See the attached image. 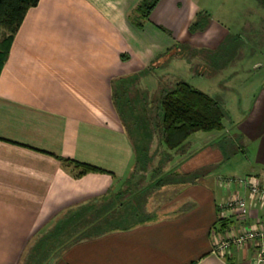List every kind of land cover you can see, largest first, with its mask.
Listing matches in <instances>:
<instances>
[{"label": "crops", "instance_id": "1", "mask_svg": "<svg viewBox=\"0 0 264 264\" xmlns=\"http://www.w3.org/2000/svg\"><path fill=\"white\" fill-rule=\"evenodd\" d=\"M140 1L40 0L15 34L0 73V264H28L32 249V264H264V240L216 251L264 227V197L240 182L264 187V83L248 112H228L221 131L195 133L169 158L154 139L141 171L112 83L124 91L141 74L151 101V78L166 69L158 57L183 43L207 58L229 30L213 22L191 34L201 0H159L140 28L129 18ZM61 158L102 171L76 176ZM156 192L168 194L152 210ZM237 198L246 213L227 207ZM113 201L116 226L80 238Z\"/></svg>", "mask_w": 264, "mask_h": 264}, {"label": "trees", "instance_id": "2", "mask_svg": "<svg viewBox=\"0 0 264 264\" xmlns=\"http://www.w3.org/2000/svg\"><path fill=\"white\" fill-rule=\"evenodd\" d=\"M39 1L0 0V40L3 39L0 41V73L8 58L15 34L21 27L29 9L38 5ZM158 1L141 0L129 16L131 22L137 27L142 28L148 21ZM257 1L264 7V0ZM199 25H201L199 22L194 23L190 30L199 29ZM203 27L205 25H202ZM2 34H4V38H2ZM185 47L184 45L176 44L168 52L157 58L159 62L156 61L159 64L162 59L168 58L166 63L161 65L165 67L170 63V57L176 52L184 58L187 56ZM140 75L135 74L131 78L140 79ZM124 84L123 82L122 85ZM130 90L133 92L136 90V87L126 85L124 96L126 94L129 95L126 100L122 101L119 93L117 91L114 92V82L112 83V99L114 103L115 101L117 102L116 106L120 110L123 123L129 131V137L135 148L136 163L137 166H141V171H143V168L147 169L148 164L156 155L150 152L154 139L159 138L164 150L162 152H165L163 155L165 158L166 156L169 158L170 154L168 152L185 146L190 137L195 133L201 131H221L224 128V118L227 116V113L223 104L217 98L194 87L187 81H175L170 87H160L157 93L151 94V101L148 99V92L142 89L141 94L143 97L142 99L140 98L139 104L137 103L138 97H135V100L131 98ZM148 111L151 115H149ZM145 123L146 126H149L148 132H142L141 128ZM61 159L73 167L76 176H82L94 171H102L100 168L88 163L69 158ZM138 192L139 190L132 192L119 205H126L127 200L136 196ZM109 204L110 207L103 210L98 216L86 219L87 229L80 234V238H89L100 234L101 231L113 229L116 226L114 224V201ZM128 215V217H131V215L137 216L138 211ZM91 225L93 227H90ZM30 252L34 258L36 250L32 249ZM32 259L28 264H32Z\"/></svg>", "mask_w": 264, "mask_h": 264}, {"label": "rangeland", "instance_id": "3", "mask_svg": "<svg viewBox=\"0 0 264 264\" xmlns=\"http://www.w3.org/2000/svg\"><path fill=\"white\" fill-rule=\"evenodd\" d=\"M200 6L204 10L198 13L189 27L191 28L194 23L199 22L201 24L198 26L200 30L191 29L190 32L194 34L197 31H204L213 22L226 27L229 30V39L222 51H211V55L204 58L203 55L207 56L208 54L201 52L204 50L195 51L192 46L186 45L187 56L166 65V69L161 70L151 78L149 88L157 89L156 77L159 78L161 88L170 87L177 80L187 81L214 97L219 96L224 99V104L221 103L226 113L230 112L231 117L234 118L240 109L248 112L246 109L259 95L261 84L264 83V7L257 0H201ZM202 25L205 27L202 28ZM2 38H4V34H2ZM167 59H162L160 64L164 65ZM200 60L203 62L199 63ZM218 64L220 67L217 66ZM222 67L225 69L223 70ZM168 71L172 72L168 73ZM200 72L206 73L202 76L203 74ZM172 73L178 74L176 79ZM136 79L134 77L125 79L124 83L136 87V90L133 92L130 90L129 93L133 100L138 97L137 103L139 104L140 98L143 97L142 89L145 90V86H141L146 85V83L139 78ZM225 86H229L231 89L226 91ZM115 89L120 97L125 95L123 89L118 88V86H115ZM155 91L151 94H154ZM228 121L229 119L225 117L224 122L227 124ZM145 126L146 123L141 128L142 132H148L149 126L147 125L146 128ZM167 194V192L155 194L152 197L151 209L157 210ZM161 213L164 214L163 210H160Z\"/></svg>", "mask_w": 264, "mask_h": 264}, {"label": "built area", "instance_id": "4", "mask_svg": "<svg viewBox=\"0 0 264 264\" xmlns=\"http://www.w3.org/2000/svg\"><path fill=\"white\" fill-rule=\"evenodd\" d=\"M240 182L244 184L250 192H252L255 196L264 197V187L259 186L255 182H253L250 178L241 179ZM227 207L231 208H238L243 213L247 212V203L242 198L233 199L232 201L227 203ZM264 240V227L256 230V229H248L243 234L238 236H230L224 240H222L216 247V251L219 254H224L226 250L230 248L231 245H238L243 244L247 241H254V240ZM262 254L264 259V243H262Z\"/></svg>", "mask_w": 264, "mask_h": 264}]
</instances>
